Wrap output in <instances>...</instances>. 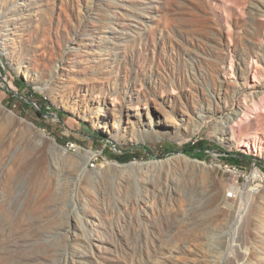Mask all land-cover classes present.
Wrapping results in <instances>:
<instances>
[{"label": "rangeland", "instance_id": "374dc122", "mask_svg": "<svg viewBox=\"0 0 264 264\" xmlns=\"http://www.w3.org/2000/svg\"><path fill=\"white\" fill-rule=\"evenodd\" d=\"M0 108V264H264V0H0Z\"/></svg>", "mask_w": 264, "mask_h": 264}, {"label": "bare ground", "instance_id": "6f19581e", "mask_svg": "<svg viewBox=\"0 0 264 264\" xmlns=\"http://www.w3.org/2000/svg\"><path fill=\"white\" fill-rule=\"evenodd\" d=\"M7 54L10 55L9 52H7ZM27 79H28V77H27ZM34 81L36 82V79H34ZM257 97L262 98V93L257 92L256 98ZM0 111L3 114L8 113L5 108H0ZM73 112L76 115V117L81 118L82 120H84L86 122H94L93 117L89 116L88 114L83 113V115L81 116L80 112L77 111L76 109ZM116 113H118V110H113L112 113L109 115V116L113 117L114 127H115L116 122L119 123V121H118L119 119L117 118ZM172 115H173L172 113H167V112L163 113L160 110H156V111L152 110V112H150V111L140 112V110H139L136 114V117H138V119H140L139 124L143 128L140 140L144 141V142H148V141L159 139L160 137L164 136L165 134H169V133L171 134V133L175 132V126L173 124H171L173 122V116ZM8 116H11L14 119H18V116L16 114H14L13 112L11 114H8ZM142 117H144L148 123L145 124L144 122H141ZM241 117H242V112L240 109H237L228 118H226L223 121V124L224 125L230 124L231 122H234ZM160 121H162L163 123H160ZM205 122H206L205 116L198 113L197 116L194 117L195 131H199ZM96 124L103 126L102 123L96 122ZM177 126H178V124H177ZM28 127L35 128V126L32 124H29ZM102 128L110 138H112V139L116 138V136L114 134H112L113 132L107 127V125H104ZM40 139H42L46 143H48L49 148L46 149V153L49 155V157L51 156L53 161H56V163L59 162L60 158H62V156H63V154H61V155L59 154V151L64 153V149L61 146H59L58 144H56L53 139L45 137L44 134H42V133L40 135ZM142 164H144V163H142ZM158 164L160 166H162L163 162H159ZM113 165L118 167V168H121V169H129L132 173L136 174L137 171H139V166L141 164H136V163L116 164V163H113ZM145 165H149V163H147ZM51 167H52L51 161L46 159L43 156L41 158L37 159V161H32L31 163H28L27 166H24V167L21 166V168L24 169V171L38 172L39 173L40 181L37 179V181H36L37 186H40V184H44L46 182L44 175L47 174L49 168H51ZM136 184H138V183L136 182Z\"/></svg>", "mask_w": 264, "mask_h": 264}, {"label": "trees", "instance_id": "16d2710c", "mask_svg": "<svg viewBox=\"0 0 264 264\" xmlns=\"http://www.w3.org/2000/svg\"><path fill=\"white\" fill-rule=\"evenodd\" d=\"M195 145V144H194ZM205 145V142L203 141H199L197 144H196V147H198V151H195V149L193 148V145L191 144H188L186 145L184 148H183V152L185 154H187L188 156H192L194 158H197V159H200L202 160L204 157H205V151H206V148L204 147ZM229 160L231 162H238V157H236L234 154L231 155V157L229 158Z\"/></svg>", "mask_w": 264, "mask_h": 264}]
</instances>
